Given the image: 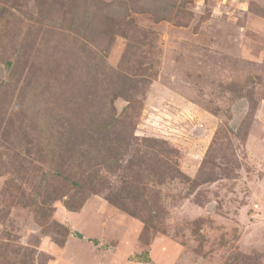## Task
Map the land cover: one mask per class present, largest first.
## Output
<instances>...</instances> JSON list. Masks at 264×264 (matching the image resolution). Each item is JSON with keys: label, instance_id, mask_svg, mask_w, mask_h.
<instances>
[{"label": "rangeland", "instance_id": "374dc122", "mask_svg": "<svg viewBox=\"0 0 264 264\" xmlns=\"http://www.w3.org/2000/svg\"><path fill=\"white\" fill-rule=\"evenodd\" d=\"M0 264H264V0H0Z\"/></svg>", "mask_w": 264, "mask_h": 264}, {"label": "trees", "instance_id": "16d2710c", "mask_svg": "<svg viewBox=\"0 0 264 264\" xmlns=\"http://www.w3.org/2000/svg\"><path fill=\"white\" fill-rule=\"evenodd\" d=\"M143 255H145V254H143ZM147 258H148V257L145 256V257H144L142 260H140V261H144V262H146V261H148Z\"/></svg>", "mask_w": 264, "mask_h": 264}]
</instances>
